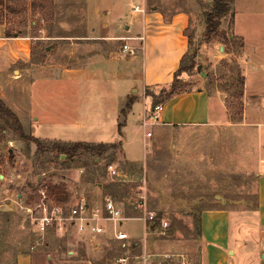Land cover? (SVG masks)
Here are the masks:
<instances>
[{"label": "rangeland", "instance_id": "rangeland-1", "mask_svg": "<svg viewBox=\"0 0 264 264\" xmlns=\"http://www.w3.org/2000/svg\"><path fill=\"white\" fill-rule=\"evenodd\" d=\"M153 2L162 9H169L167 16L175 10H190L187 34L192 45L190 51L197 52V62L191 74L181 75L180 89L209 90L211 96H218L222 108L226 106V115L219 116L217 106L212 103L217 123L177 126L156 123L143 128V103L139 101L124 136L123 141L127 140V143L122 154L119 149H109L101 157L79 153L72 158L39 151L35 143L20 140L11 125L0 119V139H3L0 155L4 159L0 163V240L9 248V253L15 248L35 252V264H142V258L149 254H166L164 258L163 255L151 258L165 263L188 261L197 264L202 247L198 220L205 208L230 210L234 223L237 222L241 229H253L257 224L258 172L264 170V86L257 82V74L251 70L247 85L251 95L245 117L244 96L238 98L237 85H229L228 93L216 89L226 83L220 79L221 75L235 73L233 67L238 65L243 71L238 55L241 42L233 27L234 10L231 6L219 29L211 33L207 13L212 8V0ZM90 5L88 0H5L0 7V34L12 31L33 38L35 62L54 64L62 61L64 53L68 65L82 64L90 57L106 54L110 47L121 45L118 40H113L110 45V42L93 38L106 31L99 29L93 33L88 28L86 23L94 16L89 12L92 10ZM120 26L122 29V23ZM60 34L92 37L64 41L74 43L72 52L69 45L54 40L53 36ZM220 46L228 53L223 58L226 65L219 58L224 53ZM213 75L218 80L211 85ZM261 78L264 81V76ZM153 92L158 95L159 89ZM135 94L144 100L145 92L136 91ZM18 101L23 108L18 113L25 125V133L40 138L44 145L57 141L54 138L73 141L90 138L98 143L111 140L106 133L85 137L83 132L91 126L83 130L73 124L32 121V114L41 122L46 114L53 113L54 94H43L42 97L34 94L33 98L22 95ZM126 101H122V107ZM152 105L146 104L150 115ZM257 107L262 109L256 111ZM31 127L34 128L32 131ZM147 132L152 135L147 136ZM108 164H114L121 176L112 177L107 170ZM49 185L65 188L68 197L61 202L65 205L72 206L85 197L90 204L102 206L105 197L111 196L125 216L137 218L145 210L154 211L157 224L144 225L137 219L124 221L122 229L130 238L122 242L110 233L83 235L75 229L61 235L52 228L41 238L24 206L35 207L45 189L55 201L49 193ZM109 187H112V194H108ZM33 245H36L34 250Z\"/></svg>", "mask_w": 264, "mask_h": 264}, {"label": "crops", "instance_id": "crops-1", "mask_svg": "<svg viewBox=\"0 0 264 264\" xmlns=\"http://www.w3.org/2000/svg\"><path fill=\"white\" fill-rule=\"evenodd\" d=\"M88 3L92 9L89 12L94 14L91 21L86 23L88 28L93 33L99 29L106 31L104 35H94L93 38L110 42V45L113 40H118L121 45L110 47L105 51L106 54L90 57L82 64L68 65L66 54L62 53V61L44 65L33 60V38L4 35L0 38V98L17 115L24 128L18 113L23 111L18 101L22 95L33 98L34 94L37 97L54 94L56 103L53 113L48 116L46 114L41 122L40 118L32 114V121L73 124L83 130L91 126V129L83 132L85 137L106 133L111 140L105 143H117V149L122 154V149L125 150L124 144L127 143V140L123 141L124 136L131 117L135 114L136 103H143V119L150 116L146 104L149 102L152 105L151 98L144 94V100H140L138 95L127 113L126 125L120 134L118 124L122 101L130 95L137 96L136 91L143 94L147 87L168 85L174 80L180 61L190 48L187 34L191 21L190 10H175L167 16L169 9H162L158 4L150 9L147 0H88ZM136 7L146 11L137 12ZM232 8L235 13V36L243 41L239 61L245 76V117L248 97L251 95L247 87L251 70L257 74V82L264 86L261 78L264 76V0H234ZM120 23L122 29L119 27ZM91 37L87 34L53 36L55 41L69 45L72 52L75 50L74 43L67 42ZM125 43L134 49V54L121 51ZM219 49L224 52V47L220 46ZM46 50L49 49L46 47ZM227 55L224 52L219 58L223 59ZM218 99L217 95L211 96L206 90L174 96L160 103L162 109L157 124L177 126L217 123L214 120L212 103L217 106L219 116L226 115V106L223 105V111ZM43 102L47 105L45 99ZM260 109L262 108L257 107L255 110ZM31 128L32 131L34 128ZM145 135L146 133L143 137ZM53 140L98 143L90 138L75 141L59 138ZM255 212L257 224L253 229L246 230L241 229L237 222L234 223L230 210H203L200 215L201 258L197 264H264V170L258 172ZM13 250V253H9V248L0 240V264H35V252L20 251L18 248ZM162 255L164 258L166 254H149L148 260L152 264H172L161 259H151L152 256ZM183 264L191 263L186 261Z\"/></svg>", "mask_w": 264, "mask_h": 264}, {"label": "trees", "instance_id": "trees-1", "mask_svg": "<svg viewBox=\"0 0 264 264\" xmlns=\"http://www.w3.org/2000/svg\"><path fill=\"white\" fill-rule=\"evenodd\" d=\"M154 0H149L150 9L153 8L156 3L153 2ZM234 0H212L211 3V10L207 13V22H208V30L209 32H216V30L219 29V26L221 25L222 19L226 18L227 15L230 13L231 6ZM5 3V0H0V7L2 8ZM5 37H22L20 35V32H12V31H6ZM190 39V37H189ZM240 51L243 48V41L240 38ZM192 45L190 41V48L188 52L182 57L180 61V66L178 70L174 74V80L168 84L163 86H152L147 87L145 89V96L151 98L152 100V106L153 109L155 106L159 105L162 102H165L169 100L170 98L180 95L185 92H191V91H185L180 89L181 82L183 79L181 78V75L183 73L191 74L193 70L196 67V57L197 52L196 51H190ZM240 55V52L238 53ZM226 65L227 61L225 59H222L221 61ZM237 65V64H236ZM233 72L230 75H221V80H226L223 85L220 88H216L219 91H224L226 93L229 92L228 86H236L238 87V98H243L244 96V86H245V76L240 70L239 65L236 67H233ZM209 78V77H207ZM217 78L211 77V85L217 81ZM159 89V94L157 95L153 90ZM203 90V89H200ZM209 94V90L205 89ZM137 96L136 95H130L128 96V99L122 107L120 111V122L118 124V131L121 134V131L123 127L126 125L125 118L127 116L128 111L130 110L132 104L136 101ZM240 105L243 106V103L240 102ZM123 117V119H122ZM0 119L6 120V122L11 125L13 130L17 133L18 138L24 142H33L36 144L39 151L42 152H51V153H57L58 156L65 154L68 158H72L76 156L79 153H90L94 154L97 157L103 156L109 149H117L118 144L117 143H92V142H74L70 144H63L58 141H52L51 145H44L40 138L34 137L32 135H27L24 131V128L17 117V115L5 104V102L0 98ZM240 122V121H237ZM3 142V139H0V143ZM4 161L3 157L0 155V163ZM49 193L50 195L55 199L56 202L61 203L63 200H66L68 195L65 191V188L49 185ZM108 194H112V187H109ZM211 210L214 209L213 207L205 208L204 210ZM129 217V216H126ZM157 224V222L155 223ZM154 226V225H153ZM198 234L201 235V219L198 220Z\"/></svg>", "mask_w": 264, "mask_h": 264}, {"label": "built area", "instance_id": "built-area-1", "mask_svg": "<svg viewBox=\"0 0 264 264\" xmlns=\"http://www.w3.org/2000/svg\"><path fill=\"white\" fill-rule=\"evenodd\" d=\"M135 11L144 13L146 9L136 7ZM4 35L0 34V38ZM124 53L134 54L135 51L127 43L121 49ZM162 106H155L154 112L149 118L143 119V128L154 125L159 120ZM147 132V136H151ZM107 170L112 177H120V172L114 164H108ZM102 206L90 204L85 197L80 198L72 206L55 202L47 194L46 189L40 193L39 201L35 207L24 206L29 212L34 230L43 238L49 229L54 228L61 235L69 229H75L78 234L105 235L110 233L115 240L127 241L130 235L122 229L123 222L129 219L143 221L144 225H154L157 216L154 211L145 210L143 215L137 218L126 217L111 196H106ZM36 245L32 246L34 250ZM143 264H152L148 256L142 258Z\"/></svg>", "mask_w": 264, "mask_h": 264}, {"label": "water", "instance_id": "water-1", "mask_svg": "<svg viewBox=\"0 0 264 264\" xmlns=\"http://www.w3.org/2000/svg\"><path fill=\"white\" fill-rule=\"evenodd\" d=\"M198 69H200V66L198 67ZM204 74V73H203ZM205 75V74H204ZM63 156H65V155H63Z\"/></svg>", "mask_w": 264, "mask_h": 264}]
</instances>
